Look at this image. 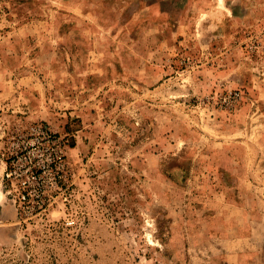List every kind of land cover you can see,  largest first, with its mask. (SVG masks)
Wrapping results in <instances>:
<instances>
[{
  "label": "rangeland",
  "instance_id": "374dc122",
  "mask_svg": "<svg viewBox=\"0 0 264 264\" xmlns=\"http://www.w3.org/2000/svg\"><path fill=\"white\" fill-rule=\"evenodd\" d=\"M0 264H264V0H0Z\"/></svg>",
  "mask_w": 264,
  "mask_h": 264
},
{
  "label": "built area",
  "instance_id": "2783aa9c",
  "mask_svg": "<svg viewBox=\"0 0 264 264\" xmlns=\"http://www.w3.org/2000/svg\"><path fill=\"white\" fill-rule=\"evenodd\" d=\"M42 134L45 139V143H43L42 154L49 151L48 154L50 155L52 162L44 164L33 163V158L28 155L31 152H34V148L31 146L33 142L31 144L27 142V144L19 146L22 152H19L18 150L16 152V156L12 157L7 164L6 175L11 180L18 181L20 189L18 199L23 203L31 202V197L38 191V189L45 187V180L43 182L39 181V172H46L47 168L51 166L53 162L62 163V160L65 156L63 147L59 143V140H57L56 136L45 129L42 130ZM19 153H23V155L18 156ZM36 179L38 185L36 184V181H34Z\"/></svg>",
  "mask_w": 264,
  "mask_h": 264
}]
</instances>
